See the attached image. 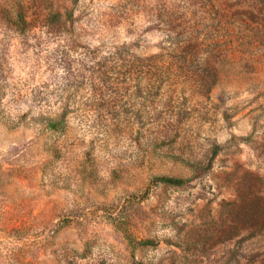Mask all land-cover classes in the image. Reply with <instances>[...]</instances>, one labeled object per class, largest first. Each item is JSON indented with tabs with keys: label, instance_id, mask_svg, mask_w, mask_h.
I'll use <instances>...</instances> for the list:
<instances>
[{
	"label": "rangeland",
	"instance_id": "1",
	"mask_svg": "<svg viewBox=\"0 0 264 264\" xmlns=\"http://www.w3.org/2000/svg\"><path fill=\"white\" fill-rule=\"evenodd\" d=\"M138 262L264 264V0H0V264Z\"/></svg>",
	"mask_w": 264,
	"mask_h": 264
},
{
	"label": "trees",
	"instance_id": "2",
	"mask_svg": "<svg viewBox=\"0 0 264 264\" xmlns=\"http://www.w3.org/2000/svg\"><path fill=\"white\" fill-rule=\"evenodd\" d=\"M20 19L24 21L23 15H19ZM64 121L65 117L64 114H61L57 117H49L47 116L45 118V129L51 130V131H59L64 128ZM218 147L215 148L214 153H217ZM157 180L164 184H170V185H182L185 183V181L182 178L179 177H173V176H159ZM149 241H142L141 244H148ZM136 245L133 244V247ZM137 264H142L138 262Z\"/></svg>",
	"mask_w": 264,
	"mask_h": 264
}]
</instances>
